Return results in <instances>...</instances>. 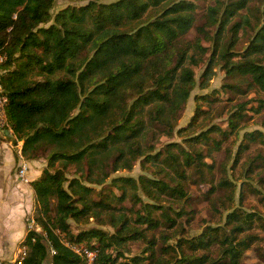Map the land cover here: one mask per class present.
I'll use <instances>...</instances> for the list:
<instances>
[{
    "label": "trees",
    "instance_id": "obj_1",
    "mask_svg": "<svg viewBox=\"0 0 264 264\" xmlns=\"http://www.w3.org/2000/svg\"><path fill=\"white\" fill-rule=\"evenodd\" d=\"M162 1H90L80 7H65L54 16L53 23L43 26L52 19L51 9L56 0H0V49L5 53L0 69L9 70L1 82L8 95L6 113L14 140H24L22 152L29 159L35 158L32 153L44 143L68 147L67 150L51 152L48 166L31 183L43 213L37 218L44 233L28 230L24 242L29 246V253L23 264H43L49 257L48 243L56 250L53 264H84V259L63 242V233L71 242H83L90 248L98 249V260L102 264H139L144 258L154 257L155 241L151 239L146 249L150 253L146 257L136 255L119 261L125 256L124 244L128 239L145 236L143 231L130 227L129 219L125 217L118 220L122 225L114 234L90 228L75 235L69 219L80 221L84 217H98L102 212L111 210V201L94 199L93 188L77 178L69 180L68 188H65L64 182L68 179L64 171L56 167V162L72 163L85 157L87 146H82L75 137L84 136L91 123H107L111 127L100 141L88 146L104 149L110 145L109 142L127 143L125 154H120L111 163L113 171L131 168L141 154L135 139L146 129L147 121L164 125L168 133L173 130L177 114L188 100L195 82L194 70L185 64L187 53L192 46H200L197 42L193 44L183 39L194 21L195 5L192 1H165L163 8L151 20H143L144 14ZM246 2L237 0L227 4L225 19L244 8ZM215 13V7H211L209 18L212 21L215 20ZM239 23L234 25L237 27ZM91 48L94 50L91 57L84 59L80 56L83 50ZM229 52L223 51L225 64L230 63L228 67L226 65L227 72L249 74L252 84L264 91V20L242 59L230 61ZM15 63L18 68L11 70ZM58 70L65 74L50 78ZM34 74L42 79L31 77ZM130 93L135 97L128 105ZM75 109L78 112L73 115ZM118 115L121 116L119 119ZM146 115L148 120L143 118ZM232 118L229 125L234 128L236 121ZM209 132L203 131L192 138L207 139ZM173 145L175 143L168 145L162 160L176 172L177 182L174 185L164 179L139 177L143 188L155 201L163 194L185 196V171L177 170L175 166L190 165L196 161L199 165L206 164L201 153L196 151L186 154L181 149V153L186 155L180 160V156L170 149ZM113 181L122 182L118 183L123 189L119 201L125 196L127 185L137 188L133 177L121 176ZM51 198L55 199L54 204H51ZM143 207L145 214L138 213L136 222L157 228L160 220L152 214L159 206L145 203ZM161 214L170 226L175 225L176 218L166 209ZM251 215H246L245 222L252 221ZM240 220V215H230L231 222ZM243 231V223L236 224L229 235L228 232L220 235L218 227L208 228L191 240L180 239L177 245H185L192 252H197L218 242L224 258L238 264L242 252L250 248L254 239L249 235L240 238ZM204 236H208L207 239ZM93 238L99 244L93 243ZM209 261L207 254H184L169 263L205 264ZM211 264L219 263L212 261Z\"/></svg>",
    "mask_w": 264,
    "mask_h": 264
},
{
    "label": "rangeland",
    "instance_id": "obj_2",
    "mask_svg": "<svg viewBox=\"0 0 264 264\" xmlns=\"http://www.w3.org/2000/svg\"><path fill=\"white\" fill-rule=\"evenodd\" d=\"M90 1L110 3L116 0H56L51 9L52 19L42 25L48 26L53 23L54 16L65 7H80ZM165 1L170 3L177 0H164L159 6L150 8L144 14L143 20H151L163 8ZM187 1H192L195 5L194 21L183 35V39L193 44L197 42L200 47L192 46L187 53L185 64L194 70L195 82L188 100L177 114L173 130L168 133L164 125L157 121L152 123L147 121L146 129L135 139L140 145L141 154L136 157L131 168H120L116 171L112 170L111 163L120 154H125L126 142H109L110 145L104 149L88 146L92 143L95 145L108 134L111 124L91 123L84 136L79 138L76 136L75 140L79 139L82 146H87L86 155L77 162L64 163L61 160L56 162V167L63 170L68 179L64 186L68 188L69 180L73 178L80 179L93 188L94 199L103 198L111 201V210L102 212L98 217H84L80 221L69 219V223L75 235L90 228H100L111 235L121 228L122 223L118 222L120 217L128 218L129 226L143 231L145 236L128 239L124 244L125 256L120 257L119 261L132 259L136 255L146 257L150 253V250H146L150 246L149 241L151 239L155 241L154 257L144 258L139 264H167L184 254L191 256L207 254L210 261L205 264H211L212 261L232 264L228 258H224L218 242H213L210 247L200 248L197 252H192L185 245L178 246L177 243L180 239L191 240L208 228L218 227L220 235L223 232H228L229 235V231L233 230L236 224L243 223L245 231L239 237L249 235L254 239L250 248L242 252L238 264H264V91L252 84L249 74L227 72L230 63L225 64L223 57V51H231L228 54L230 61L242 59L246 48L263 24L264 2L247 0L244 8L225 19L224 8L237 0ZM211 7L216 9L214 21L209 18ZM238 22L240 23L236 27L234 24ZM93 52L92 48L85 49L80 56L88 59ZM2 57L4 61L5 53L0 49V59ZM17 68L18 64L15 63L10 69ZM8 73L9 70L0 69L1 85L2 78ZM64 74V71L58 70L50 78ZM31 77L42 79L36 74ZM89 87L92 89L93 85L90 84ZM129 95L128 105L135 97L132 93ZM77 112L78 109H75L73 115ZM120 117L118 115L117 119ZM143 118L149 119L147 115ZM231 118L236 121L234 128L229 125ZM207 130H210L207 139L192 138ZM170 143H175L170 149L173 154L180 156V160L182 156L196 151L201 153V158L206 164L199 165L196 161L190 165H174L177 170L185 171L186 178L183 180L185 196L173 197L163 194L155 201L143 188L139 177L164 179L172 185L177 182L175 170L173 172L162 160ZM46 144L32 153L36 159L46 160L44 168L48 166L51 152L68 149L60 145ZM181 149L185 150L186 154H182ZM16 153L18 157V152ZM24 158L29 159L25 155ZM121 176L136 179L137 188L127 185L125 196L119 201L118 197L123 189L118 183L122 182L113 180ZM51 199V204H54L55 199ZM145 203H156L159 206L152 214V217L160 220V225L155 229L135 220L138 213L145 214L143 207ZM164 209L176 218L174 226H170V222L165 221L162 216L161 212ZM180 211L183 213L176 214ZM232 213L240 215L241 220L231 222ZM247 214H252L253 219L250 223L245 222ZM42 215L40 205L35 200L32 213L35 223L31 229L37 228L36 231L40 233H44V230L39 225L37 217ZM29 223L28 220V228ZM56 232L59 233L58 230ZM61 237L69 240L64 233ZM207 237L204 236V239ZM92 240L93 243L99 244L96 238ZM43 264H47V261Z\"/></svg>",
    "mask_w": 264,
    "mask_h": 264
},
{
    "label": "crops",
    "instance_id": "obj_3",
    "mask_svg": "<svg viewBox=\"0 0 264 264\" xmlns=\"http://www.w3.org/2000/svg\"><path fill=\"white\" fill-rule=\"evenodd\" d=\"M6 138L0 142V258L14 255L27 236V221L33 218L36 200L31 183L46 166L43 158L25 159L28 180H23L18 173L22 160L16 152L23 147L24 140H14L13 135Z\"/></svg>",
    "mask_w": 264,
    "mask_h": 264
},
{
    "label": "built area",
    "instance_id": "obj_4",
    "mask_svg": "<svg viewBox=\"0 0 264 264\" xmlns=\"http://www.w3.org/2000/svg\"><path fill=\"white\" fill-rule=\"evenodd\" d=\"M3 59L4 58L2 57L0 61H2ZM7 104H8V95L6 94L3 86L0 83V142L8 135L14 136L13 130L9 125L7 118V113H6ZM17 152L20 159H23L19 166L18 173L23 180L27 181L28 178L26 177V171L28 167L26 161L24 160L25 158L22 152V148H18ZM29 222H30L29 223L30 228L28 230H30L33 224L35 223V219L32 218L29 220ZM33 230H37V228L36 229L34 228ZM62 240L68 247H70L72 250H74L84 259V264H102L98 260L99 259L98 249L90 248L83 242L75 243L67 239L65 240L62 239ZM48 249H49V257L44 262L47 261V264H53L52 257L56 254V250L50 243H48ZM28 253H29V246L25 242H23L19 245L14 255H12L9 258H0V264H23Z\"/></svg>",
    "mask_w": 264,
    "mask_h": 264
}]
</instances>
